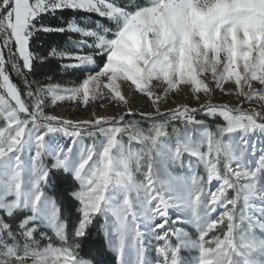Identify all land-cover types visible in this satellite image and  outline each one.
Returning a JSON list of instances; mask_svg holds the SVG:
<instances>
[{
	"label": "snow or ice",
	"instance_id": "6c2138e0",
	"mask_svg": "<svg viewBox=\"0 0 264 264\" xmlns=\"http://www.w3.org/2000/svg\"><path fill=\"white\" fill-rule=\"evenodd\" d=\"M40 34L66 41L41 53ZM186 89L205 102L162 110ZM97 100L124 110L46 111ZM257 230L264 0H0V264H264Z\"/></svg>",
	"mask_w": 264,
	"mask_h": 264
},
{
	"label": "rangeland",
	"instance_id": "374dc122",
	"mask_svg": "<svg viewBox=\"0 0 264 264\" xmlns=\"http://www.w3.org/2000/svg\"><path fill=\"white\" fill-rule=\"evenodd\" d=\"M83 22L87 23L88 21L83 20ZM85 50H87L86 52H88L87 48ZM227 87L231 88L232 85L228 84ZM187 91L188 90L186 89L185 92L179 95H176L174 97H170L167 103L161 105L162 110L174 108L177 104H187L191 108H198L201 103L205 102L206 98L204 97L203 94H201L200 100L197 101L191 98V96L187 94ZM125 94L126 95L128 94L127 89H125ZM212 100L214 103L227 102L232 105H235L238 103V100L235 96L224 95L219 90H217L214 93ZM129 106L137 111H142V112L152 111V108L150 104L148 103V101L146 100V98L142 96H137L135 94L132 95V98L130 99V102H129ZM252 106L255 107L256 104H253ZM244 107L247 108L249 107V105L245 103ZM123 110L124 109L122 107H118L114 104H108L107 101L105 100H97V101L90 103L87 106H81L79 103H75V102L64 101V102L58 103L55 107H50L46 109V111L51 112L52 114L61 116L66 119H71V120L92 119L93 113H95L96 116H114V115H119L120 113L123 112ZM197 118L207 119L206 117L203 116V114H199ZM208 123L214 127V124L219 123V120L214 122L213 120L208 119ZM68 142L70 143V141ZM84 143L90 144L92 143V141L85 140ZM136 147H138V145ZM49 234L51 235V233ZM257 235L259 236V235H264V234L259 233V231L257 230ZM186 254L187 253H185V255ZM101 258L106 260L105 256H102Z\"/></svg>",
	"mask_w": 264,
	"mask_h": 264
},
{
	"label": "trees",
	"instance_id": "16d2710c",
	"mask_svg": "<svg viewBox=\"0 0 264 264\" xmlns=\"http://www.w3.org/2000/svg\"><path fill=\"white\" fill-rule=\"evenodd\" d=\"M124 2H126V0H124ZM62 15H69V13H60L57 12L55 16H46L44 17V22L48 23V24H52V25H58L61 20V16ZM98 19V17H96L95 15L92 14H88V13H80L78 16V20L83 21V20H96ZM105 23H107L105 21ZM74 39H78V37H74ZM51 41H55L61 45L65 44L66 41V37L64 36H59V35H47V34H40V37L38 40L34 41V50H38L41 53H43L47 47V44ZM40 45H43V47H40ZM68 48H71V45H67ZM84 51L86 52L87 50L84 49ZM88 51H90V49H88ZM67 62V61H65ZM55 63V61L53 62ZM48 75L52 76V82L55 83H60L62 86L66 85L68 81L70 80H74L77 76L80 75V73L78 72H73V71H69V72H64L63 70H59L57 69L56 71L53 72H49ZM14 80H16L17 83H19V80L16 79L15 77H13ZM41 77H37V79H40ZM96 245H99V241H96ZM106 260H111L112 256L110 254L108 255H104Z\"/></svg>",
	"mask_w": 264,
	"mask_h": 264
}]
</instances>
